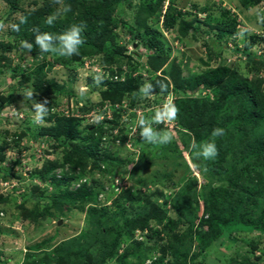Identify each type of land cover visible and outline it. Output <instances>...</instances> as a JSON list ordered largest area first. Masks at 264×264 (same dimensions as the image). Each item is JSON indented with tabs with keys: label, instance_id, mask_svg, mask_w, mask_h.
<instances>
[{
	"label": "trees",
	"instance_id": "1",
	"mask_svg": "<svg viewBox=\"0 0 264 264\" xmlns=\"http://www.w3.org/2000/svg\"><path fill=\"white\" fill-rule=\"evenodd\" d=\"M25 1L5 0L10 13L22 11L23 17L27 18L19 32L13 31L19 41L15 50L30 53L37 65L30 74L12 69L15 77L23 76L19 90L28 87L33 90V97L42 101L51 100L56 93L70 97L72 91L65 85L47 80L49 72L56 66L68 69L72 64H84L86 59H93L108 68L109 74L99 73L102 76L100 106L109 102L114 106L127 104L132 109L148 107L151 103L147 97L138 94L140 87L148 81L157 98L154 105L161 108L160 101L170 97V105H174L178 113L175 119L169 120L175 124L173 132L163 124H153L158 131H170L171 142L159 146L144 140L139 142L138 162L132 153L127 156L120 153L128 140L126 128H120V111L123 110H114L113 120L82 128L81 119L52 112L57 105L48 101V116L44 120L52 123L50 127H42L38 132L25 128L14 134L13 143L2 141L0 161L5 160L3 154L8 145L19 146L26 136L41 144L53 141L63 147L61 159L46 161L42 169L31 174L46 186L44 189L40 185L25 184L23 194L28 198L27 202L31 200L34 204L32 209H27L26 205L19 207L23 221L37 223L47 217L59 219L72 210L87 216V225L80 237L64 241L50 251L46 250V242L38 246L42 249L33 246L22 264H200L199 257L206 255L218 240L232 241L237 234L253 235L254 240L244 254L238 251L231 254L229 264H261V257H253L264 244V77L240 73L227 63L221 51H213L210 44L207 45L209 60L204 62L207 66L204 72L186 77L183 61L178 59L173 61L169 72L166 71L169 51L157 38V31L150 22L161 23L167 31L177 27L178 39L183 40L196 34V24L201 21L198 15L188 20L191 12H183L175 0L168 6H165L167 0H139L137 4L134 0H63L60 5L54 0H33L38 6L31 10L23 8ZM238 1L244 11H249L263 0ZM122 4L134 11L133 25H122L134 35V43H141L148 49L146 63L140 62L146 78V74L134 76L139 67L132 62L135 54L118 41L116 10ZM63 5H70L71 11L61 13L53 25L46 24V18ZM192 8L197 9V5L193 4ZM20 20L15 23L19 24ZM207 21L216 22L215 25L207 22L211 29L217 30V39L212 43L222 50L223 45L233 40L234 52L241 59L247 56V67L257 74L262 72L264 56L248 53L252 47L250 43H245L242 49L238 47L236 37L240 23L237 15L224 10L219 19L209 14ZM81 22L86 24L82 33L85 43L77 55L62 57L41 53L34 44L35 28L58 35L72 24ZM249 39L255 42L256 37ZM21 41L33 43L32 50L22 48ZM14 47L8 45L4 50L10 51ZM5 59L1 53L0 75L5 74L1 63ZM213 59L218 61L216 67L211 65ZM69 72V78L74 81L75 74ZM115 76L119 79L115 80ZM161 83L167 86L166 91H161ZM16 97L11 95L3 100L0 111L11 105ZM94 108H88V111ZM157 110L155 108L149 118L155 116ZM217 127L224 129V135L215 138L218 155L211 160L197 158L192 143L199 145L212 141L211 133ZM116 128H120L119 135H111ZM106 136L111 138L104 141ZM118 139L122 141L119 146L115 144ZM151 148H155L157 154L150 152ZM154 156L169 160L177 167L183 166L185 176L181 182L173 181V172H165L158 174L169 183H163L161 188L150 193H136L125 188L119 193L115 191L117 174L128 173L130 167V179L138 184L146 183L140 174L152 166ZM18 163L14 162L13 166ZM13 166L0 168L3 171L0 180L21 178L12 173ZM193 168L203 179L200 185ZM58 170L62 171L61 178L57 176ZM86 176H90L88 182L73 187ZM156 180L151 183L156 185ZM166 188L172 191L170 195ZM101 194L107 199L115 196L110 206L101 204ZM8 197H0V203H9ZM155 198L162 199V203ZM138 231L146 235L138 239ZM38 250H42V254ZM154 256L157 257L153 259Z\"/></svg>",
	"mask_w": 264,
	"mask_h": 264
},
{
	"label": "rangeland",
	"instance_id": "2",
	"mask_svg": "<svg viewBox=\"0 0 264 264\" xmlns=\"http://www.w3.org/2000/svg\"><path fill=\"white\" fill-rule=\"evenodd\" d=\"M171 1L172 0H167L165 6H168ZM138 2L139 0H134L133 3L137 4ZM175 2L177 7L183 12H191L192 15L187 17L188 20H191L198 15L201 21L196 24V34H191L183 40L178 39L177 27L173 30L167 31L163 28L161 23L150 22L157 31V38L166 45V49L169 51L170 60L164 67L166 71L169 72L173 61L178 59L179 61H183L185 68L184 75L186 77L194 73L200 74L204 72L207 69L204 62L209 60V49L207 45L210 44L213 51H221L222 56L227 60V63H230V65L240 73L255 78L259 76L264 77V68L260 74H257L256 71L252 69L250 70V68L247 67L245 63L247 56H243L241 59L240 56L234 52L235 43L233 40H229L227 44L223 45L222 50H220L216 44L212 43V41L217 39V30L211 29L208 23L215 25L216 22L207 21V16L209 14H211L213 18L219 19L224 10L230 11L233 15H237L240 23V32L236 37L239 49L244 48L245 43H250L252 44V47L248 50V53H257L258 56L262 57L264 56V25L260 22V17L264 16V0L249 11H244L238 0H175ZM34 4L33 0H26L23 4V8L25 10L35 9L38 5ZM193 4L197 5V9L192 8ZM204 8H208L209 11L203 12L202 9ZM22 17V11L10 13L9 4L6 3L5 0H0V21H3L5 24V28L0 30V55L1 53H4L7 58L1 62L2 65H4L3 69H5V74L0 75V105L3 100L7 99V97L11 95L17 96L11 105L0 111V146L4 140L13 143V140L16 139L14 134L20 132L22 129L30 128L31 132H38L40 128H48L52 125V123H49L46 120H44V123L41 125L33 123V101L26 98V93L29 91L33 92V90L28 89V87L24 88V90H19L22 85L21 80L23 76L20 75L15 77V73H13L12 70L19 69L22 74H30L37 66L30 53L15 50L17 45H19V41L17 36L13 33L10 25L20 20ZM116 22L119 25L117 29V33L119 34V44L127 45L128 51L135 54L134 58H132V62L139 66L137 70L138 72L135 74H137V76L146 74L143 69L144 67L141 68L140 62L146 63L145 59L147 58L148 49L141 43H134V35H131L128 32L125 25H122L123 23L133 25L134 11L128 8L127 5H120L116 10ZM250 36L256 37L255 42L249 39ZM8 45H15V47L10 51L4 50ZM87 62L89 63V67L86 69L85 64ZM217 64L218 61L215 59L211 61L212 67H216ZM68 69L75 74L76 77L74 81H71L69 78L70 72ZM68 69L63 66H56L51 72H49L47 80L57 82L62 86L65 85L66 89L72 91V95L68 97L56 93L52 95L51 100L48 101H53L57 105L56 108L58 107L59 110L69 111L70 117L81 119L80 124L82 128L90 127L94 122L91 121L92 119L91 117H88V115H90L94 109L99 108L101 102V94L99 92L101 86L96 83V77L99 73L95 70L100 69V67L95 60L86 59L84 64H72ZM144 77L146 78L147 74ZM146 82L148 83V81ZM147 99L151 103L148 107L143 106L136 108V110L142 112V116L145 118H149V115L152 114L155 108L160 109V105H154V102L157 99L154 93L148 96ZM33 100L43 102L37 97H33ZM170 101V97L162 99L160 104L163 106L165 104L170 105ZM94 105L97 106L94 108ZM88 108L94 109L88 111ZM47 116L48 113L45 117ZM97 117L100 118L99 116ZM97 117L95 120L96 122L98 121ZM136 119V113L131 115L132 123L135 124L137 122ZM159 124H163L164 127H169L171 130L175 125L168 119H163ZM7 131L8 134L6 133ZM141 141L143 140L139 134L136 137H133L131 140V147L121 149V156H127L132 153L135 162H138L139 155L141 154V147L139 144ZM19 144V146L8 145L3 154L5 160L0 161V168H10L14 162L19 161L18 164L13 166L12 173L21 176L19 183L16 179H9V181L12 182L14 180V182L17 181L18 184L16 185V188H6V190L3 191L0 188V192L2 191L0 197H3L5 194H8L10 197L9 203H0V210H3L5 213V216L0 218V264H22L30 252L31 247H38L46 242V250L50 251L64 241L80 237L87 225L86 214L78 210H72L67 216L60 217L59 219L47 217L45 220L42 219L37 223L22 220L19 207L21 205H26L25 207L27 209H32L34 204L31 200L27 202L28 198L23 194L26 190V188H24L25 184L32 183L33 185H40V188L44 189L46 186L40 184L37 178H32L31 174L35 170L42 169L46 161L61 159L63 155V147L58 146L53 141H45L41 144V142H36L28 136H26ZM180 147L184 151L183 146L180 145ZM149 151L153 154H157L155 153V148H151ZM151 162L152 166L140 174V176L146 181L144 184H138L136 183V180L132 181L130 179L132 167H130L128 173L124 175L120 174V176L117 174L125 183L124 188L132 189L136 193H150L157 188H161L163 183H169L158 173L173 172V181L176 183H180L185 176V168L183 166L177 167L169 160L154 156L152 157ZM193 170V174L199 180V185L202 184V177L196 169L193 168ZM2 176L3 171H0V179ZM89 177L90 176H86L84 178L88 179ZM96 177L101 178L102 175H97ZM155 179H157V184L153 185L151 181ZM2 181L4 180H0V184ZM73 187L75 188V186ZM49 191L52 192V188H49ZM165 191L167 195H170L172 192L171 190H168V188H166ZM112 198H115V196L112 195ZM111 199H107V196L105 195L104 199L100 200V202L103 205L110 206L112 203ZM154 200L158 203H162L163 201L162 199L157 198ZM170 213L173 216V213ZM60 221H62L61 224H59ZM143 234L146 235V233L138 231L136 236L138 239H141V237L143 238ZM253 240V235L238 234L236 235V239L233 238L232 241L220 239L207 251L206 255H204L205 257H199V262H203V264H229V260L232 257L231 254L237 251L244 254L245 250H248V248L251 247L250 244ZM230 247L231 249L228 250ZM38 251L40 252L39 254H42V250ZM256 255L261 257V264H264V244L261 249L256 252L253 257L254 259L257 257ZM155 257L157 256H154L153 259Z\"/></svg>",
	"mask_w": 264,
	"mask_h": 264
},
{
	"label": "clouds",
	"instance_id": "3",
	"mask_svg": "<svg viewBox=\"0 0 264 264\" xmlns=\"http://www.w3.org/2000/svg\"><path fill=\"white\" fill-rule=\"evenodd\" d=\"M54 3L60 5L63 4V0H54ZM71 11L70 5H63L62 9H58L57 12L49 15L46 18V24L49 26L58 19L61 13L67 14ZM27 22V18H21L19 24L13 23L10 25L12 31L19 32L20 25ZM260 22L264 23V16L260 17ZM5 28L3 21H0V30ZM86 29V24L81 22L80 24H72L63 33L54 35L48 32H41L39 28L33 29L35 33L34 44L39 48L41 53H52L59 56L71 57L73 55L79 54L80 47L85 43V39L82 33ZM242 35V34H241ZM21 47L29 50L33 48V43L28 41H21ZM147 59V58H146ZM147 61V60H146ZM100 72L98 73H108L103 66H100ZM95 72V71H94ZM102 81V76L100 74L96 77V83L99 84ZM161 91H166L167 86L164 83L159 85ZM154 92L153 85L151 83L143 84L138 90V94L148 97ZM33 92L29 91L26 93V98L32 100V110L34 113L33 123L41 125L44 123V118L48 113V108L46 107L48 101L45 99L43 102H37L33 100ZM178 113V109L174 105L165 104L160 109L157 110L155 116L152 118H145L143 116L138 117L137 127L140 129V136L142 140L152 145H167L172 140V134L170 131H158L153 127L154 123L162 122L163 119L173 120ZM224 135V129L214 128L211 136L212 141H204L197 145L195 142L192 143V148L195 149V155L197 158H203L204 160L214 159L218 155V149L215 144V138ZM100 199V198H99ZM101 200V199H100ZM150 263V262H149Z\"/></svg>",
	"mask_w": 264,
	"mask_h": 264
},
{
	"label": "built area",
	"instance_id": "4",
	"mask_svg": "<svg viewBox=\"0 0 264 264\" xmlns=\"http://www.w3.org/2000/svg\"><path fill=\"white\" fill-rule=\"evenodd\" d=\"M85 67L86 69L89 67V63L87 62L85 64ZM96 71L100 72V69H95ZM107 76H109V74L107 73ZM134 76H137V74H134ZM115 80H118L119 77L118 76H115L114 77ZM114 110H123V111H120L121 113V116H120V124H121V127L120 128H126V132L128 134V140L126 141V144H125V147H131L132 145V138L133 137H136L138 135V131H139V128L137 127V122L134 124L132 123V120H131V115L133 114H137V119L138 120V117L142 116V112L140 110H136V109H132L130 108L127 104L121 106V105H112L111 103H106L105 105L103 106H100L99 108L97 109H94L90 115H88V117H91V121L94 122L93 125H95L96 123H99V122H102L104 120H113L115 115H114ZM52 112H57L59 113L60 115H63L65 117H70V114H69V111H65V110H59L58 108L56 107H53L52 108ZM97 116H99L100 118H98ZM96 117L98 118V121L96 122ZM96 122V123H95ZM92 125V124H91ZM120 128H116L115 130L111 131V135H114V136H117L119 135L120 133ZM109 138L111 137H108L106 136L104 139L105 140H108ZM32 142V141H31ZM121 140H116L115 144L117 146H119L121 144ZM13 166V165H12ZM68 171V168L66 169ZM62 171L61 170H58L56 173H57V176L58 178H61L62 177ZM12 179H16L19 183V179L18 178H12ZM15 181V180H14ZM12 182V181H9V180H6V181H2L1 184H0V188L3 190H6V188H11V189H14L16 188L17 186V181L16 182ZM88 182V179H81L79 183L77 184H74L75 188H78L81 186L82 183H86ZM125 186V183L122 181V179L117 175L116 178H115V191L116 192H120L122 190V188H124ZM127 189V188H125ZM2 191L0 192V194H2ZM8 195V194H5V196ZM99 198L102 200L104 199V195L101 194L99 196ZM5 216L4 215V212L3 211H0V218Z\"/></svg>",
	"mask_w": 264,
	"mask_h": 264
},
{
	"label": "water",
	"instance_id": "5",
	"mask_svg": "<svg viewBox=\"0 0 264 264\" xmlns=\"http://www.w3.org/2000/svg\"><path fill=\"white\" fill-rule=\"evenodd\" d=\"M146 60H147V59H145V61H146ZM61 223H62V221L59 222V224H61Z\"/></svg>",
	"mask_w": 264,
	"mask_h": 264
}]
</instances>
